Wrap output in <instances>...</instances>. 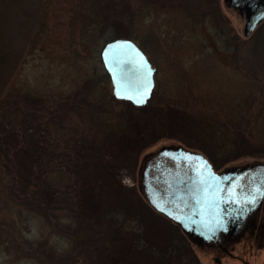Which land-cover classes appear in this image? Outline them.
<instances>
[{"label":"rangeland","instance_id":"obj_1","mask_svg":"<svg viewBox=\"0 0 264 264\" xmlns=\"http://www.w3.org/2000/svg\"><path fill=\"white\" fill-rule=\"evenodd\" d=\"M114 6L118 14L109 16ZM233 8L224 0L17 1L11 8L7 32L22 54L3 91V95L9 94L7 114L19 124L26 119L24 111L33 112L23 128L39 136L23 139L40 138V145L45 146L42 159L45 160L44 153L50 154L52 144L47 146V140L53 138L52 148L56 151L65 147L70 132L77 142H83L86 151L89 148L91 161L78 176L73 169L74 159L70 158L69 174L55 175V193L67 197L69 210L44 206L38 209L33 205L35 201L24 199L31 191L15 193L5 189L7 174L0 163V264H96L126 243L155 251L157 258H147V250L133 252L137 264H160L162 250L168 246L175 250L172 258L184 256L190 260L192 252L200 264H264V204L255 227L230 239L225 245L227 250H223L220 245L191 240L179 224L148 203L139 183L144 159L163 145L182 144L203 152L181 141V135L185 137L181 131L178 137L158 135L163 125L154 106L215 117L241 116L248 111L255 83H264V39L255 44L256 37L250 38L262 22L245 36L244 17ZM118 36L133 38L156 67L155 87L145 104L151 100L148 109L110 100L112 84L100 49ZM78 96L93 100L100 112L83 115L85 103H80ZM134 120L145 124V130L135 132L130 126ZM124 131L136 137L156 133V137L149 138L151 144H141L133 151L132 147L120 146L127 140L121 139ZM104 134L105 145L101 136ZM32 145L33 142L29 146ZM92 152L96 159L125 165L123 171L114 167V172L129 174V180L124 179L129 184L124 188H119L117 180L111 184V197L113 193L125 197V201L118 200L115 207L112 202V213H102L101 209L99 217V213L84 216L78 212L92 189L93 194L103 193L97 175L102 167L93 160ZM204 154L216 170L264 162V158L245 157L223 164L222 155ZM19 162L26 165L27 158ZM33 174L32 182L42 188L45 173L38 178ZM35 194L42 198L46 193L36 189ZM38 200L39 204L43 202Z\"/></svg>","mask_w":264,"mask_h":264},{"label":"trees","instance_id":"obj_2","mask_svg":"<svg viewBox=\"0 0 264 264\" xmlns=\"http://www.w3.org/2000/svg\"><path fill=\"white\" fill-rule=\"evenodd\" d=\"M18 0H0V163L5 166L6 170V183L5 189L9 191H14L15 193L22 192L26 193L31 191V194L26 195L24 199H29L35 201L33 204L36 208L44 206L46 209L50 207L57 208H67L65 195L61 194L59 196L56 194L58 181L55 182V175H60L65 177L71 169L70 162L73 158L75 167L73 168L75 173L79 176V172L90 164L91 157H89L91 152L87 147V151L81 140L72 136L65 141V147L56 149L58 141L55 144L56 151L52 148L54 145V140H47L48 145L51 150L50 154L44 153L45 160L42 159V151L45 149V146L40 145L39 139L24 140L23 138H30V136H39L34 130L26 129L27 117L32 118L34 116L33 112L30 110L24 111L26 119L19 124L14 117H9L7 114V105L10 100L6 99L9 94L3 95V91L6 88L8 81L16 68V65L19 63L22 51L19 47L14 44V38L11 35H8L7 27L9 18H11V8L15 6ZM110 7V6H109ZM107 5V9H109ZM117 7L112 8L109 16L117 15ZM92 24H94V19H91ZM122 23V22H120ZM102 24V21L99 22ZM95 31V26L92 27ZM90 31V30H89ZM92 32V31H91ZM256 37L255 44L260 40L263 42L264 39V22H262L256 29V31L250 36ZM237 39V37L235 36ZM261 52V50H259ZM259 54V53H258ZM107 77V74H105ZM257 81V79L255 80ZM254 81V82H255ZM264 83H255L253 87V96L248 104V111L241 116L234 114L215 117L213 114H201V113H192L187 112L181 109H174L173 107H168V109H163L161 106L153 107V111L158 115L160 123L163 125L162 129L157 133L169 134L170 136H179L181 132L185 134V137L181 135L180 140L186 143L188 146L194 148H199L204 153L208 154L211 157L215 155H222L224 159L220 161L225 163L228 161L238 160L245 157H254V159L264 158ZM258 94L255 95V92ZM88 93V92H87ZM105 95H107L105 93ZM87 96H78V101L80 103H85L83 108V115H90L93 111L97 110L100 112L99 108L95 105L93 100L86 98ZM114 97H111L112 100ZM116 101H121L118 99H113ZM123 101V100H122ZM133 108L137 109H148L151 105V100L148 105L135 106L129 101H125ZM253 108V111L249 112V109ZM15 109V107H12ZM247 110V108H246ZM131 128L135 132L141 133L142 130H145V124L142 122H136L130 124ZM147 131V130H146ZM181 131V132H180ZM103 136V145H105V134ZM136 134H127L124 131L121 139H127L125 143L120 145L121 147H132L133 151H136L137 148L142 144H151L149 138L156 137V133L151 136L136 137ZM153 141V140H152ZM33 142L32 148L29 146ZM139 144V145H138ZM109 147V146H108ZM74 149L73 151L70 149ZM111 148L109 147V150ZM40 150V151H39ZM58 150V152H57ZM40 154V155H38ZM58 156V158H57ZM95 153L92 152V158L95 159L102 169L100 173H97L100 179V188L103 193H95L94 189L90 191L87 199L84 203L81 204L79 209V214H84V216L94 215L99 213L98 217L101 216L100 210L102 213H112L113 210L109 211L110 205L114 202L113 206L115 207L119 204L120 199L125 201V197L120 198L119 196H113L110 194L111 186L114 181L120 184L119 188H124L126 184H129V174L125 171L122 175L118 172H114V167L119 170H124L125 165H119L117 162L110 164L109 160L103 161L100 158H95ZM39 157V158H38ZM27 158V164L20 165V160ZM15 159V160H14ZM38 159V161H37ZM19 163H18V162ZM111 170H110V168ZM72 169V170H73ZM86 171V169H85ZM35 173L38 178L41 173H45L46 184L42 185V188H37V184L32 182L31 176ZM88 172L85 173L87 175ZM127 180H124V179ZM84 183H87L85 177H83ZM75 182V181H74ZM71 183V182H70ZM73 185V183L71 184ZM99 186V185H98ZM130 187V185H128ZM33 187V188H31ZM93 187V185H92ZM127 187V186H126ZM44 190L46 194L38 196L35 194V190ZM118 189V187H117ZM21 194V193H20ZM110 194V196H109ZM105 195H107L105 197ZM109 196V197H108ZM17 198L20 199L21 196L17 195ZM119 197V198H118ZM22 198V197H21ZM108 198V200H107ZM114 198V201H113ZM124 198V199H123ZM38 199H43V202L39 204ZM119 200V202H118ZM37 201V202H36ZM147 203V202H146ZM32 204V203H31ZM87 204V205H86ZM148 204V203H147ZM149 205V204H148ZM68 214H71L68 212ZM78 216L77 214H74ZM80 217V216H79ZM69 227V225L67 224ZM119 228H116L118 230ZM76 230V229H75ZM68 231V230H67ZM120 234V233H119ZM116 235H114L115 238ZM130 238H125L129 240ZM168 246V245H167ZM140 244H124L118 249L112 250V253L107 255L103 260L96 262V264H137V259L132 256L133 252H138L145 250L147 258L154 256L155 251L151 248H146ZM121 249V250H120ZM121 251V252H120ZM174 248L171 246L166 247L162 250L163 255L160 260L163 263V260H166V263L163 264H200L195 253L189 252L190 260H187L186 257L180 256L177 259L172 258L171 255L174 252ZM171 255V256H170ZM157 258V256H154ZM159 258V257H158ZM160 259V258H159Z\"/></svg>","mask_w":264,"mask_h":264},{"label":"water","instance_id":"obj_3","mask_svg":"<svg viewBox=\"0 0 264 264\" xmlns=\"http://www.w3.org/2000/svg\"><path fill=\"white\" fill-rule=\"evenodd\" d=\"M224 2L244 12L245 36L250 35L264 21V0ZM100 57L112 84L113 97L129 101L136 106L147 104L155 87L156 67L140 45L131 37L118 36L102 45ZM140 98H144L145 102L137 103ZM161 157L183 158L193 161V164L190 170L187 169V173L173 169L159 173L156 177L161 176L158 180L161 179L164 185L160 187L156 177L151 175L150 167L154 160ZM255 164V167L262 164L264 170V162ZM247 167H253V164L216 170L203 152L188 149L182 144L163 145L155 154L144 159L139 183L148 203L156 211L179 224L191 240L195 241L200 236L213 242V235L221 229L227 230L229 226L227 212L224 210L228 207V202H238L236 185L231 184L232 181L228 185L225 184L229 178L239 177V172H243V175L251 174ZM259 190V196L241 210L243 213L254 209L264 197V180L263 187ZM239 206L232 204L228 209H238Z\"/></svg>","mask_w":264,"mask_h":264},{"label":"flooded vegetation","instance_id":"obj_4","mask_svg":"<svg viewBox=\"0 0 264 264\" xmlns=\"http://www.w3.org/2000/svg\"><path fill=\"white\" fill-rule=\"evenodd\" d=\"M237 9L238 12L241 14L242 17H244L245 21V14L243 11H241L240 8H233ZM152 156V155H151ZM154 160V159H152ZM260 162V161H259ZM193 161H188L186 159H176V158H170V157H161L157 160H154L150 170L151 175L153 178L158 176L159 173H163L167 169H173L175 171H182L187 173V169L190 170V167L192 166ZM253 163V167H247L252 173L243 175V172H239V177H231L227 180L225 185H228L231 181V184L233 183L236 185V193H237V201L230 200L228 203V207L224 209L227 212V223L228 228L227 230H219L216 235H213L215 240L207 241L204 238L198 236L195 240L196 242L203 244V243H209V244H215L220 245L223 250H227L225 245L228 244L230 239L239 237L243 231L245 233L247 231H250L253 229L256 225V222L258 220V214L262 210V206L264 204V197L258 202L256 207L252 210H250L248 213H243V208L251 202V200L254 201L255 198L259 196V189L263 187V180H264V170L263 165L260 164L259 166L255 167ZM246 165H250V163H247ZM263 170V171H262ZM161 178V176L156 177L155 180L157 181L158 185L160 187H164L162 180H158ZM236 179V180H235ZM184 184V182H182ZM257 200V199H256ZM232 204H239L238 209L229 210V206ZM229 208V209H228ZM225 212V213H226ZM242 235V234H241Z\"/></svg>","mask_w":264,"mask_h":264},{"label":"snow or ice","instance_id":"obj_5","mask_svg":"<svg viewBox=\"0 0 264 264\" xmlns=\"http://www.w3.org/2000/svg\"><path fill=\"white\" fill-rule=\"evenodd\" d=\"M137 103H140V104H142V103H144L145 102V100H144V98H140V99H137V101H136Z\"/></svg>","mask_w":264,"mask_h":264},{"label":"bare ground","instance_id":"obj_6","mask_svg":"<svg viewBox=\"0 0 264 264\" xmlns=\"http://www.w3.org/2000/svg\"><path fill=\"white\" fill-rule=\"evenodd\" d=\"M136 106V105H135Z\"/></svg>","mask_w":264,"mask_h":264}]
</instances>
